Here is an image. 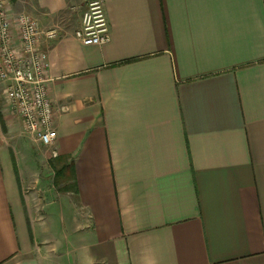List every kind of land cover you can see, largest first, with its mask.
Returning a JSON list of instances; mask_svg holds the SVG:
<instances>
[{"label":"crops","instance_id":"0c3cea01","mask_svg":"<svg viewBox=\"0 0 264 264\" xmlns=\"http://www.w3.org/2000/svg\"><path fill=\"white\" fill-rule=\"evenodd\" d=\"M100 1L90 46L88 0L7 1L57 31L58 137L26 133L0 82V264H264V0Z\"/></svg>","mask_w":264,"mask_h":264},{"label":"built area","instance_id":"2783aa9c","mask_svg":"<svg viewBox=\"0 0 264 264\" xmlns=\"http://www.w3.org/2000/svg\"><path fill=\"white\" fill-rule=\"evenodd\" d=\"M74 33L84 45L108 42L110 28L104 3L88 0ZM57 31H43L26 14L9 15L7 0H0V82L5 105L20 118L24 131L44 146H52L58 135L54 117L57 113L48 95L47 57L39 41H50Z\"/></svg>","mask_w":264,"mask_h":264},{"label":"rangeland","instance_id":"374dc122","mask_svg":"<svg viewBox=\"0 0 264 264\" xmlns=\"http://www.w3.org/2000/svg\"><path fill=\"white\" fill-rule=\"evenodd\" d=\"M8 1V0H7ZM12 1L13 0H9V3H12ZM80 12H81V10L79 11V10H77V9H75V10H71V14H70V18H69V22L70 23H73L74 22V20H76L77 19V17L79 18V16L78 15H76V14H80ZM2 90H3V87L1 88ZM3 96V95H2Z\"/></svg>","mask_w":264,"mask_h":264},{"label":"trees","instance_id":"16d2710c","mask_svg":"<svg viewBox=\"0 0 264 264\" xmlns=\"http://www.w3.org/2000/svg\"><path fill=\"white\" fill-rule=\"evenodd\" d=\"M62 172L61 171H57L54 175H55V182L57 183L58 179L60 178V174Z\"/></svg>","mask_w":264,"mask_h":264}]
</instances>
